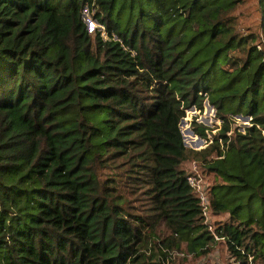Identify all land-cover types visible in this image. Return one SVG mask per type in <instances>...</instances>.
<instances>
[{
  "label": "trees",
  "instance_id": "1",
  "mask_svg": "<svg viewBox=\"0 0 264 264\" xmlns=\"http://www.w3.org/2000/svg\"><path fill=\"white\" fill-rule=\"evenodd\" d=\"M244 1L0 0V264H166L219 239L264 264V0L257 35ZM206 101L221 126L194 118V150L180 123ZM189 160L216 176L214 229Z\"/></svg>",
  "mask_w": 264,
  "mask_h": 264
},
{
  "label": "rangeland",
  "instance_id": "2",
  "mask_svg": "<svg viewBox=\"0 0 264 264\" xmlns=\"http://www.w3.org/2000/svg\"><path fill=\"white\" fill-rule=\"evenodd\" d=\"M84 14V20L86 21L87 27L90 31L95 28H100L98 23L92 18L91 14L87 10H85ZM233 15L238 21V26L240 27L241 32H244L245 34L254 33L255 35L259 33L261 12L258 0H245L234 11ZM194 118H197L199 122L210 127L211 131L208 135L210 139L218 132V128L221 126V120L215 118V109L207 101L205 103L204 111L201 113H199L194 107H191L186 111V116L180 123L184 143L191 149L201 150L207 146V140L196 135L192 129L191 122ZM234 119L235 122L233 125L240 131H243L246 127H248L251 121V117L249 115L242 114L235 115ZM182 166L189 174L195 175L198 178L199 183L206 192L209 191V188L214 183L216 177L213 173L207 171L200 162L195 160L186 161ZM227 217V215H217L212 213L210 208L206 215L207 222L213 229L216 223L225 221ZM249 262L251 263V258H249ZM166 264H240V262L231 257L225 240L219 239L214 248L206 255L195 256L190 253H186L185 251H175L170 255V261H167Z\"/></svg>",
  "mask_w": 264,
  "mask_h": 264
},
{
  "label": "built area",
  "instance_id": "3",
  "mask_svg": "<svg viewBox=\"0 0 264 264\" xmlns=\"http://www.w3.org/2000/svg\"><path fill=\"white\" fill-rule=\"evenodd\" d=\"M189 183L195 188V190L198 193V196L201 201V205L203 206V211L205 216L207 215V212L209 210V197L208 193L202 188V185L199 183L198 178L195 175H189L188 176Z\"/></svg>",
  "mask_w": 264,
  "mask_h": 264
},
{
  "label": "water",
  "instance_id": "4",
  "mask_svg": "<svg viewBox=\"0 0 264 264\" xmlns=\"http://www.w3.org/2000/svg\"><path fill=\"white\" fill-rule=\"evenodd\" d=\"M85 15V14H84ZM206 103V102H205Z\"/></svg>",
  "mask_w": 264,
  "mask_h": 264
}]
</instances>
